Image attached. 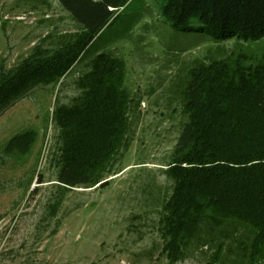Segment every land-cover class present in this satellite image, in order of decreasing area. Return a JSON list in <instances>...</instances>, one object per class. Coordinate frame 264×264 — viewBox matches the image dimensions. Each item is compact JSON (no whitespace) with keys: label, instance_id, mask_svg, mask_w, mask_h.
Instances as JSON below:
<instances>
[{"label":"rangeland","instance_id":"1","mask_svg":"<svg viewBox=\"0 0 264 264\" xmlns=\"http://www.w3.org/2000/svg\"><path fill=\"white\" fill-rule=\"evenodd\" d=\"M161 3L130 0L59 84L37 85L0 112V264H251L239 252L251 232L243 222L229 221L226 239L210 240L203 227L173 262L160 221L174 184L166 171L188 120L191 71L233 52L257 63L264 39L207 40L165 18ZM80 33L56 0H0V73L36 52L53 54ZM100 53L124 64L128 128L101 174L107 183L67 190L57 182L62 143L53 114L80 95L78 80ZM25 130L36 133L30 153L1 166L3 148Z\"/></svg>","mask_w":264,"mask_h":264},{"label":"trees","instance_id":"2","mask_svg":"<svg viewBox=\"0 0 264 264\" xmlns=\"http://www.w3.org/2000/svg\"><path fill=\"white\" fill-rule=\"evenodd\" d=\"M81 28L73 44L43 56L36 52L14 70L0 73V112L37 85H57L116 21L130 0H56ZM161 14L182 29L218 43L264 39V0H162ZM234 53V52H233ZM201 64L184 92L188 116L166 173L173 191L161 218L164 250L179 261L184 248L206 230L229 238L228 222L251 228L240 241L243 261L264 260V56L243 54ZM80 95L55 109L62 143L58 185L64 189L103 187L101 174L120 149L128 128L130 97L124 64L100 53L78 80ZM33 130L3 148L5 161L27 156ZM216 263V262H214Z\"/></svg>","mask_w":264,"mask_h":264}]
</instances>
